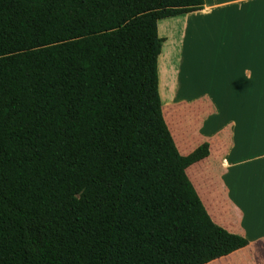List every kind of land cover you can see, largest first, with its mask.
<instances>
[{
  "label": "trees",
  "instance_id": "1",
  "mask_svg": "<svg viewBox=\"0 0 264 264\" xmlns=\"http://www.w3.org/2000/svg\"><path fill=\"white\" fill-rule=\"evenodd\" d=\"M205 0H0V264H206L215 224L162 114L158 22Z\"/></svg>",
  "mask_w": 264,
  "mask_h": 264
},
{
  "label": "crops",
  "instance_id": "2",
  "mask_svg": "<svg viewBox=\"0 0 264 264\" xmlns=\"http://www.w3.org/2000/svg\"><path fill=\"white\" fill-rule=\"evenodd\" d=\"M165 19L163 117L181 156L208 144L186 175L212 221L248 241L206 264H264V0H205Z\"/></svg>",
  "mask_w": 264,
  "mask_h": 264
},
{
  "label": "rangeland",
  "instance_id": "3",
  "mask_svg": "<svg viewBox=\"0 0 264 264\" xmlns=\"http://www.w3.org/2000/svg\"><path fill=\"white\" fill-rule=\"evenodd\" d=\"M167 21H169V20L165 19V20L160 21L159 27L162 28V26L164 25V22H167ZM179 21H181V20H179ZM176 23H177V21L174 20V26L177 25ZM175 28H176V27H175ZM174 31H175V32L173 33V36H174L175 33L177 32L176 29H175ZM159 34L162 35V32H160V29H159ZM171 41L173 42V46L175 47V39H172Z\"/></svg>",
  "mask_w": 264,
  "mask_h": 264
}]
</instances>
